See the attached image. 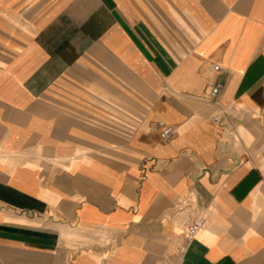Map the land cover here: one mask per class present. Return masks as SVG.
I'll return each mask as SVG.
<instances>
[{"label": "crops", "instance_id": "1", "mask_svg": "<svg viewBox=\"0 0 264 264\" xmlns=\"http://www.w3.org/2000/svg\"><path fill=\"white\" fill-rule=\"evenodd\" d=\"M0 264H264V0H0Z\"/></svg>", "mask_w": 264, "mask_h": 264}, {"label": "built area", "instance_id": "2", "mask_svg": "<svg viewBox=\"0 0 264 264\" xmlns=\"http://www.w3.org/2000/svg\"><path fill=\"white\" fill-rule=\"evenodd\" d=\"M216 69L219 67L216 66ZM222 84L216 83L213 85L212 89L209 93V101L212 103L216 102L217 96L221 90ZM216 121L220 120V116L215 117ZM153 129H160V135L164 139H168L174 133V128L172 126L166 125L162 121H156L152 125ZM206 225V219L204 217H197L193 219L188 225L186 226L185 233H184V242L180 247V251H186L188 245L197 237L198 233L204 228Z\"/></svg>", "mask_w": 264, "mask_h": 264}]
</instances>
